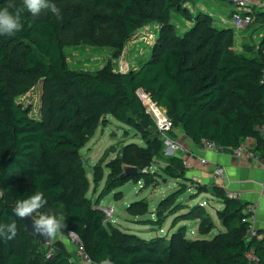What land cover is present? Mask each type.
I'll return each instance as SVG.
<instances>
[{"label":"trees","instance_id":"16d2710c","mask_svg":"<svg viewBox=\"0 0 264 264\" xmlns=\"http://www.w3.org/2000/svg\"><path fill=\"white\" fill-rule=\"evenodd\" d=\"M61 1L78 3L84 9L68 16L72 26L77 19L83 20V36L75 44L109 46L121 53L137 37L140 25L172 10L186 12L187 0H50ZM9 2L22 7V0H0V8ZM42 11L47 16L37 18L26 10L21 16L22 30L14 36H0V222L17 219L12 214L16 201L41 191L48 201L41 212L51 214L61 203L65 205L64 235L74 231L92 264L105 256H111L114 264H252L249 254L264 264V236L245 237L250 227L243 221L247 204L213 185L224 203L217 210L224 229L208 238L218 226L203 204L179 201L188 190L202 193L207 186L189 177L181 156H164L160 134L136 95L143 88L167 110L174 122L172 138L175 129L182 127L198 146L205 139L234 149L245 139H254L251 151L264 160V37L258 45L244 43L243 51L237 52L230 26L216 27L207 17H198L196 26L198 19L205 22L195 37L194 30L184 37H169L171 29L163 22L165 35L138 69L114 72L106 65L95 72L72 71L64 32L51 12ZM253 24L264 28V12H258ZM34 78L51 83L43 109L50 114L47 119L32 117L12 93V83L29 91L31 86L22 80ZM107 115L139 129L146 146L126 145L123 156L107 162L104 188L93 201L85 194L89 182L81 150ZM143 121L149 124L147 128ZM133 150H139L138 156ZM157 159L166 160L160 169L178 181V188L161 199L154 212L143 200L133 203L130 210L138 204V215H156L137 220L140 226L151 227L150 231L162 226L165 216L173 217L170 230H176L141 236L109 222L100 200L111 193L118 197L119 188L132 178L159 185L144 164V160ZM122 166L136 167L137 175L122 178ZM195 220L200 222L202 236L188 239L187 226L181 222ZM17 225L12 240L0 241V264H73V254L60 239L42 245L26 232L24 220L17 219Z\"/></svg>","mask_w":264,"mask_h":264},{"label":"rangeland","instance_id":"374dc122","mask_svg":"<svg viewBox=\"0 0 264 264\" xmlns=\"http://www.w3.org/2000/svg\"><path fill=\"white\" fill-rule=\"evenodd\" d=\"M71 3L73 4L71 5L70 2L64 1L55 3L61 9V16L59 18L55 16V18L66 38V58L72 71L95 72L106 65H110L114 72H128L138 69L146 60L152 57L160 36L165 35L163 22H166L171 29L169 37L175 35L184 37L188 32L193 30V36L195 37L205 22V19H198L199 21L196 26L195 20L198 17H207L209 19L207 22L216 27L231 26L230 2L225 0H187L185 3L186 12L180 13L179 11L172 10L164 14L162 18L140 25L137 30V37L127 43L123 51L119 53L115 48L109 46H94L85 43L75 44L83 36L81 23L83 20L82 18L77 19L75 26H72L67 23L68 16L70 13L75 15L80 14L84 9L78 3ZM45 16H47L46 11H42L39 15H36L37 18H44ZM195 26L196 28H194ZM247 33L248 35H246ZM245 35L247 42L254 45L258 44V40L264 37V28H260L258 24H253L247 29H234L233 46L237 52H242L240 46ZM22 81L24 84L31 86V89L29 91H22L21 85L12 83V93L18 102L29 111L32 117L47 119L50 114L43 111V109L46 107L51 83L39 78ZM106 118L107 121H100L97 124L81 150L89 182L85 194L87 197L92 198L93 201L99 198L104 188L105 178L109 173L107 162L123 156V148L126 145L146 146L143 133L139 129L124 125L112 115H107ZM150 137L152 138V136ZM138 151L133 150L132 154L138 156ZM164 156L166 158L170 157L166 154ZM165 162V159L144 160L145 169L154 172L156 178L159 180V185L148 184L145 181H138L132 178L123 187L119 188L120 191H118L121 193L118 197L114 196L115 193H111L100 200V205L110 212L109 222L121 229L130 230V232L138 233L141 236H148L151 234V231L163 234L169 232L171 234L176 230V228L170 230L173 217L165 216V221L160 226L161 230H159L160 227L158 229L156 227V229L152 228L150 231L149 228L151 227L140 226L137 223L144 218H156V215L148 212L144 215H138L140 213V210L137 208L138 204L134 210H130L132 206L133 208L135 207L133 203L143 200L150 211L154 212L161 199L178 188V181L167 177L160 169V166H163ZM126 168L122 166L120 169L125 172ZM201 183L207 186L206 192L200 193L198 189L188 190L181 196L179 201L187 203L190 206H193L195 203L203 204L206 211L212 217L213 222L218 226L208 235V238H212L218 233V230L224 229L217 216V210H222L224 203L220 199L218 192H213V185L202 181ZM192 194L196 197L192 198ZM182 223L187 226L185 232L186 238L195 239L202 236L199 232V220L184 221ZM58 239H61V237L57 236L53 242ZM69 239L74 241L70 235ZM79 253H81L80 249H78L77 254Z\"/></svg>","mask_w":264,"mask_h":264},{"label":"crops","instance_id":"0c3cea01","mask_svg":"<svg viewBox=\"0 0 264 264\" xmlns=\"http://www.w3.org/2000/svg\"><path fill=\"white\" fill-rule=\"evenodd\" d=\"M232 11L233 7L230 4V18ZM246 35L241 42L240 48L242 51L244 43H249L245 39ZM260 40H258V44ZM173 139L182 142V144L184 143L185 150L178 152L177 155L184 159L188 168L189 177L199 182L202 181L206 184L216 185L228 196L230 194H236L238 195V200L245 204H256V226L261 233H264V161L235 156L231 149L218 151L205 150L201 146L196 145L190 138L186 137L182 127L175 129ZM241 145L245 152H247L255 147L256 141L248 138ZM202 158L208 160L207 166L201 164L200 160ZM216 166L225 167L227 175L225 177H216L214 175ZM60 240L65 244L68 251L73 254V264H91L83 254H77L79 249L78 245L70 240L69 236H63Z\"/></svg>","mask_w":264,"mask_h":264},{"label":"built area","instance_id":"2783aa9c","mask_svg":"<svg viewBox=\"0 0 264 264\" xmlns=\"http://www.w3.org/2000/svg\"><path fill=\"white\" fill-rule=\"evenodd\" d=\"M229 2L233 7V11L230 18V24L233 29L241 30L249 28V26H251L255 22L258 12H264V0H230ZM136 95L143 104L146 114L150 117L160 134V137L163 141L165 154L168 156H173L176 155L178 152L185 150L181 142L175 141L170 136L171 131L174 129V122L168 116L167 110L164 107L160 106L156 101H154L152 94L143 88H139L136 91ZM262 134L264 135V130ZM201 147L205 150L212 151L224 149L217 146L215 142L205 139L202 141ZM226 149H231L233 154L238 157H248L256 161L262 160L257 157L251 150L245 152L242 145L238 148ZM200 162L203 166L208 165V160L205 158H202ZM214 175L216 177H225L227 175L226 168L223 166H216L214 169ZM230 197L238 199V195L236 194H230ZM102 209L107 214V218L109 220L110 212L104 207ZM244 213L246 215V218H244L243 221L248 222L250 224L248 233L245 237L248 238L250 236H257L259 239H262L264 234L261 233L256 226L257 205L247 204L244 209ZM71 236L78 245V239L76 235ZM78 248L80 249L81 253L85 256V258L88 259V257L83 253L82 247H79L78 245ZM249 260L252 264H261L259 258L254 256L253 254H249Z\"/></svg>","mask_w":264,"mask_h":264},{"label":"clouds","instance_id":"9594fccd","mask_svg":"<svg viewBox=\"0 0 264 264\" xmlns=\"http://www.w3.org/2000/svg\"><path fill=\"white\" fill-rule=\"evenodd\" d=\"M10 9H14L10 11ZM33 15H39L42 10H48L54 16H61V9L50 0H22V7H16L9 2L7 6L0 8V36H14L23 28L21 16L25 11ZM44 193L36 191L26 198L18 199L12 209V214L19 220L32 219V231L45 239L61 238L64 235L66 225L65 205L61 203L54 213L41 212L47 205ZM39 215L33 219L34 214ZM17 219H11L9 222H0V241H10L18 231ZM68 234L74 235L73 232ZM99 264H114L111 256H105L99 261Z\"/></svg>","mask_w":264,"mask_h":264},{"label":"water","instance_id":"95a60500","mask_svg":"<svg viewBox=\"0 0 264 264\" xmlns=\"http://www.w3.org/2000/svg\"><path fill=\"white\" fill-rule=\"evenodd\" d=\"M144 127L147 128L149 126V124L145 121L142 122ZM138 173V169L136 167H127L125 172H123L122 174V178H130V177H134L136 176ZM36 218L35 216H33V219ZM25 221V227H26V232L30 233L31 235H33L34 237H36L37 239L40 240L42 245H47L50 246L51 244H53L54 239H45L43 237H41L40 235H38L37 233L32 231V219L28 218Z\"/></svg>","mask_w":264,"mask_h":264}]
</instances>
